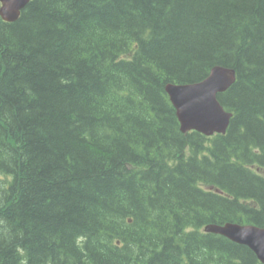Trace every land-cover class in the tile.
Wrapping results in <instances>:
<instances>
[{
    "label": "trees",
    "instance_id": "16d2710c",
    "mask_svg": "<svg viewBox=\"0 0 264 264\" xmlns=\"http://www.w3.org/2000/svg\"><path fill=\"white\" fill-rule=\"evenodd\" d=\"M233 69L225 134L165 86ZM264 0H31L0 19V264H259Z\"/></svg>",
    "mask_w": 264,
    "mask_h": 264
},
{
    "label": "water",
    "instance_id": "95a60500",
    "mask_svg": "<svg viewBox=\"0 0 264 264\" xmlns=\"http://www.w3.org/2000/svg\"><path fill=\"white\" fill-rule=\"evenodd\" d=\"M30 1L0 0V18L6 22L17 21L20 12ZM235 80L233 69L215 66L201 82L167 84L165 92L176 111L181 132L195 131L206 137L225 134L232 115L220 105L217 96L228 90ZM203 231L249 248L259 263L264 264V228L237 223H211Z\"/></svg>",
    "mask_w": 264,
    "mask_h": 264
},
{
    "label": "bare ground",
    "instance_id": "6f19581e",
    "mask_svg": "<svg viewBox=\"0 0 264 264\" xmlns=\"http://www.w3.org/2000/svg\"><path fill=\"white\" fill-rule=\"evenodd\" d=\"M222 67V66H221ZM210 73V72H209ZM209 75V74H208ZM204 80V79H203ZM201 82V81H200ZM198 83V82H197ZM169 84H171V83H169ZM192 84H194V83H192ZM175 85H187V84H175Z\"/></svg>",
    "mask_w": 264,
    "mask_h": 264
}]
</instances>
